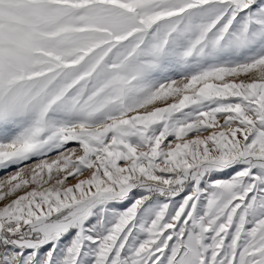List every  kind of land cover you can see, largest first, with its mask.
<instances>
[{
  "label": "snow or ice",
  "instance_id": "6c2138e0",
  "mask_svg": "<svg viewBox=\"0 0 264 264\" xmlns=\"http://www.w3.org/2000/svg\"><path fill=\"white\" fill-rule=\"evenodd\" d=\"M0 171V264H264V0H0Z\"/></svg>",
  "mask_w": 264,
  "mask_h": 264
},
{
  "label": "rangeland",
  "instance_id": "374dc122",
  "mask_svg": "<svg viewBox=\"0 0 264 264\" xmlns=\"http://www.w3.org/2000/svg\"><path fill=\"white\" fill-rule=\"evenodd\" d=\"M9 171H12V169H10ZM5 175V173L3 171H0V178H3Z\"/></svg>",
  "mask_w": 264,
  "mask_h": 264
}]
</instances>
